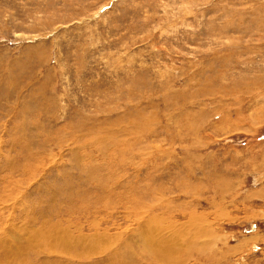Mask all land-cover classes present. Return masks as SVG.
Here are the masks:
<instances>
[{
	"label": "rangeland",
	"instance_id": "1",
	"mask_svg": "<svg viewBox=\"0 0 264 264\" xmlns=\"http://www.w3.org/2000/svg\"><path fill=\"white\" fill-rule=\"evenodd\" d=\"M0 233V264H264V0H0Z\"/></svg>",
	"mask_w": 264,
	"mask_h": 264
},
{
	"label": "bare ground",
	"instance_id": "2",
	"mask_svg": "<svg viewBox=\"0 0 264 264\" xmlns=\"http://www.w3.org/2000/svg\"><path fill=\"white\" fill-rule=\"evenodd\" d=\"M260 91V90H259ZM258 91V92H259ZM251 93V92H250ZM180 215V214H179ZM166 223V222H165ZM171 227V226H170ZM177 229V228H176ZM13 230V229H12ZM11 230V231H12ZM7 231V230H6ZM14 231V230H13ZM9 232V231H8ZM177 232H179V231H177ZM185 233V232H184ZM0 234H2V233H0ZM179 234V233H178ZM211 234V233H210ZM11 235V234H10ZM186 235V234H185ZM56 236V235H55ZM67 237V236H66ZM150 237V236H149ZM65 238V237H64ZM63 238V239H64ZM57 239V238H56ZM65 239H67V238H65ZM148 240H149V238H147ZM53 240V239H52ZM62 240V239H61ZM147 240V241H148ZM168 240V239H167ZM6 241V240H5ZM146 241V240H145ZM175 241H177V240H175ZM180 241V240H179ZM179 241H177L178 243H179ZM194 241V240H193ZM61 242V241H60ZM60 242H57L58 244L60 243ZM63 242H65V240L63 241ZM177 242H176V244H177ZM185 242H188V241H185ZM195 242V241H194ZM6 243H8V242H6ZM69 243H70V241H69ZM69 243H68V246H69ZM166 243V242H165ZM71 244V243H70ZM167 244V243H166ZM188 244V243H187ZM4 245V244H3ZM2 245V246H3ZM60 246H61V244H59ZM168 245V244H167ZM184 245V244H183ZM8 246V245H7ZM178 245H176V247H177ZM191 246V245H190ZM70 247H71V245H70ZM170 247H171V245H170ZM175 247V246H174ZM180 247V246H179ZM184 247H186V246H184ZM188 247V246H187ZM192 247V246H191ZM5 247H3V249H4ZM62 248H63V246H62ZM66 248V247H65ZM69 248V247H68ZM71 249V248H70ZM41 250V249H40ZM65 250V249H64ZM67 250V249H66ZM59 251V250H58ZM60 251H62V250H60ZM42 252V251H41ZM65 252V251H64ZM163 252V251H162ZM57 253V252H56ZM62 253V252H61ZM68 253V252H67ZM40 254V253H39ZM58 254H59V252H58ZM83 256V255H82ZM49 257V256H48ZM77 257V256H76ZM41 258H42V256H41ZM52 258V257H51ZM55 259V258H54ZM58 260V259H57ZM54 261H56V260H54ZM51 262V261H50Z\"/></svg>",
	"mask_w": 264,
	"mask_h": 264
}]
</instances>
